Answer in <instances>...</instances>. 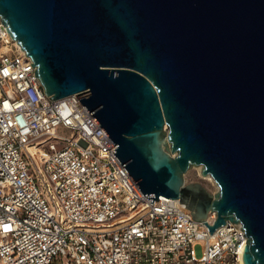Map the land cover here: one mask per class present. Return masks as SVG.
Segmentation results:
<instances>
[{
  "label": "water",
  "instance_id": "obj_1",
  "mask_svg": "<svg viewBox=\"0 0 264 264\" xmlns=\"http://www.w3.org/2000/svg\"><path fill=\"white\" fill-rule=\"evenodd\" d=\"M0 18L150 203L180 200L210 234L241 223L244 263L264 264V0H0ZM193 167L217 194L187 183Z\"/></svg>",
  "mask_w": 264,
  "mask_h": 264
},
{
  "label": "built area",
  "instance_id": "obj_2",
  "mask_svg": "<svg viewBox=\"0 0 264 264\" xmlns=\"http://www.w3.org/2000/svg\"><path fill=\"white\" fill-rule=\"evenodd\" d=\"M31 64L0 21V264H245L241 223L210 234L180 200L150 203L80 99H49Z\"/></svg>",
  "mask_w": 264,
  "mask_h": 264
},
{
  "label": "rangeland",
  "instance_id": "obj_3",
  "mask_svg": "<svg viewBox=\"0 0 264 264\" xmlns=\"http://www.w3.org/2000/svg\"><path fill=\"white\" fill-rule=\"evenodd\" d=\"M59 133L61 135H67L68 134L64 130H60ZM186 181L188 184H197V183L201 184L212 195H215L219 192V187L215 183V181L213 179L210 180L207 177L203 176L202 167L191 168L186 175ZM195 250H196L197 257L201 258L203 256V246L197 245Z\"/></svg>",
  "mask_w": 264,
  "mask_h": 264
},
{
  "label": "bare ground",
  "instance_id": "obj_4",
  "mask_svg": "<svg viewBox=\"0 0 264 264\" xmlns=\"http://www.w3.org/2000/svg\"><path fill=\"white\" fill-rule=\"evenodd\" d=\"M208 179L212 180L213 178L211 176H207ZM216 183V182H215ZM217 184V183H216Z\"/></svg>",
  "mask_w": 264,
  "mask_h": 264
}]
</instances>
